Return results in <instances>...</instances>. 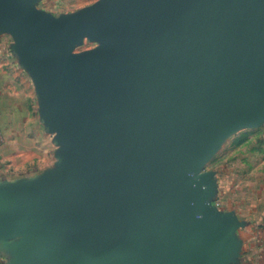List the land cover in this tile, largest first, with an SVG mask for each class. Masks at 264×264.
Wrapping results in <instances>:
<instances>
[{
	"label": "crops",
	"instance_id": "crops-1",
	"mask_svg": "<svg viewBox=\"0 0 264 264\" xmlns=\"http://www.w3.org/2000/svg\"><path fill=\"white\" fill-rule=\"evenodd\" d=\"M105 2L0 0V264H264V148H252L263 162L251 182L215 167L233 138L259 133L264 109L213 112L205 136L178 150L183 178L168 192L186 217L171 224L151 195L148 150L103 200L96 181L72 184L90 142L63 80L115 40L96 25Z\"/></svg>",
	"mask_w": 264,
	"mask_h": 264
},
{
	"label": "water",
	"instance_id": "water-1",
	"mask_svg": "<svg viewBox=\"0 0 264 264\" xmlns=\"http://www.w3.org/2000/svg\"><path fill=\"white\" fill-rule=\"evenodd\" d=\"M96 25L115 40L63 80L90 142L72 184L96 181L103 200L104 185L129 178L148 150L151 195L171 224L186 217L168 192L183 178L178 150L205 136L213 112L264 109V0H106Z\"/></svg>",
	"mask_w": 264,
	"mask_h": 264
},
{
	"label": "rangeland",
	"instance_id": "rangeland-1",
	"mask_svg": "<svg viewBox=\"0 0 264 264\" xmlns=\"http://www.w3.org/2000/svg\"><path fill=\"white\" fill-rule=\"evenodd\" d=\"M263 142L264 127L259 133L248 132L246 136L238 139L233 138L226 146L222 161L215 166L222 180L228 179L231 182L236 179H245L251 182L253 179L262 176V172L259 171V161L263 162V160H260L263 154L256 156L252 148L260 146L264 148ZM227 175L229 178H227Z\"/></svg>",
	"mask_w": 264,
	"mask_h": 264
},
{
	"label": "built area",
	"instance_id": "built-area-1",
	"mask_svg": "<svg viewBox=\"0 0 264 264\" xmlns=\"http://www.w3.org/2000/svg\"><path fill=\"white\" fill-rule=\"evenodd\" d=\"M5 143V137H4V133H3V130L0 126V147H2Z\"/></svg>",
	"mask_w": 264,
	"mask_h": 264
}]
</instances>
